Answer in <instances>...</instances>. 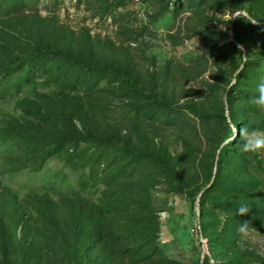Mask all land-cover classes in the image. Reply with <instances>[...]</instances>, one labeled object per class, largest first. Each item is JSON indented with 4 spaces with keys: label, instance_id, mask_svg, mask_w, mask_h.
I'll use <instances>...</instances> for the list:
<instances>
[{
    "label": "rangeland",
    "instance_id": "374dc122",
    "mask_svg": "<svg viewBox=\"0 0 264 264\" xmlns=\"http://www.w3.org/2000/svg\"><path fill=\"white\" fill-rule=\"evenodd\" d=\"M13 1L0 264H264V153L237 134L264 133V0ZM39 49L76 62L30 67Z\"/></svg>",
    "mask_w": 264,
    "mask_h": 264
},
{
    "label": "trees",
    "instance_id": "16d2710c",
    "mask_svg": "<svg viewBox=\"0 0 264 264\" xmlns=\"http://www.w3.org/2000/svg\"><path fill=\"white\" fill-rule=\"evenodd\" d=\"M23 3H24V0H14L12 2L11 6L9 7V9L13 10L14 12H19L23 8ZM259 28L264 31V26H260ZM232 29L234 30V36H235L237 42L245 50H247L249 48V44L247 43V41L245 40L243 35H241V33L238 31L237 28L234 27V25H232ZM28 62L30 64L29 65L30 67H35V68H38L39 70L41 68H43V66L46 67L48 64H50V65H48L49 69L55 70V69H61L65 65L73 66L76 61H73V59L71 57L63 56V55H60L59 53H55V52L49 51L47 49H39L34 56L29 58ZM83 69L86 70V73H88L89 77H91V78L95 77V75L97 77V76H101L103 74H107L106 69H102V68L85 67ZM14 88H16L15 85L13 87L12 86H3V87L0 86V97H4V96L8 95L10 92H12L14 90ZM229 113L231 114V110H229ZM91 136L95 140H98L105 145H109V143H110L109 137H106L104 135H99V134L95 133V134H92ZM136 154H138V153H136ZM203 197H204V195H203ZM203 197H201L200 200H203ZM251 211L254 212L253 214H255L257 209L251 208Z\"/></svg>",
    "mask_w": 264,
    "mask_h": 264
},
{
    "label": "clouds",
    "instance_id": "9594fccd",
    "mask_svg": "<svg viewBox=\"0 0 264 264\" xmlns=\"http://www.w3.org/2000/svg\"><path fill=\"white\" fill-rule=\"evenodd\" d=\"M250 103L264 111V81L257 85L256 95L250 98ZM237 134L241 141V151L249 154L264 153V133H258L255 129H250L245 126L238 129ZM248 211L244 206L238 207V213L240 215L247 214Z\"/></svg>",
    "mask_w": 264,
    "mask_h": 264
}]
</instances>
